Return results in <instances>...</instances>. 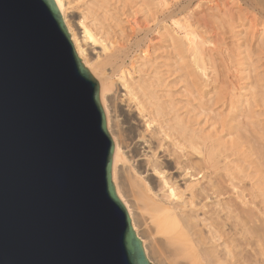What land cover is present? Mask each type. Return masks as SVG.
<instances>
[{
    "label": "water",
    "instance_id": "95a60500",
    "mask_svg": "<svg viewBox=\"0 0 264 264\" xmlns=\"http://www.w3.org/2000/svg\"><path fill=\"white\" fill-rule=\"evenodd\" d=\"M113 150L55 0H0V264H152Z\"/></svg>",
    "mask_w": 264,
    "mask_h": 264
},
{
    "label": "bare ground",
    "instance_id": "6f19581e",
    "mask_svg": "<svg viewBox=\"0 0 264 264\" xmlns=\"http://www.w3.org/2000/svg\"><path fill=\"white\" fill-rule=\"evenodd\" d=\"M74 1L55 0V4L77 57L98 79L99 99L105 115L106 128L114 146L115 192L125 207L131 226L139 237L144 251L150 256L152 264H264V231H262L264 222L257 225L258 222L254 220L256 219V216H252L254 209L249 208L250 202L254 204L251 197L250 201L248 196V199L245 198V189L240 188L229 173H226L229 174V181L225 182L230 184L228 186L219 180V176L214 175L216 177L214 178L211 174L214 179L208 180L207 171L215 168L211 164L217 158L215 150H211L214 148H210V151L204 143L201 145L199 141L195 142L192 139L195 138L194 135L190 133L192 138L187 135L189 133L187 126L185 128L180 123L179 126L176 125L179 127L176 132L171 131L173 126L172 128L169 126L168 130L165 129L154 117L156 114L153 115L152 111H148L152 108L148 109V104L146 103V106L144 103L147 101H140L137 97L135 87L130 82L131 72L128 70L140 51L147 55L150 35L165 31L164 34L167 35L165 42L171 44L170 46L182 56V61L187 60L188 63L185 62L189 69L193 68L195 73H201L206 79L207 72L211 70L214 73H212L213 78L217 80V77L224 73L223 70L228 69L229 65L236 61L234 52L225 41L224 34L227 32L223 33L224 29L233 26L234 21L239 22L238 26H243V23L248 21L251 30L264 31V0H149L150 3H146H149L148 6L153 5L154 8L150 6V13L147 12L149 15L148 18L146 17L147 25L145 24L143 33L135 38L137 39L133 45L135 47L132 48L128 39L127 44L130 43V47L125 43L122 44L123 42L119 47H113L116 41L111 40L112 34L110 38L109 32H106L111 40L108 41L106 37L105 40L98 36L99 33L96 34L99 31L94 32V30L102 31L98 29L97 23L93 22L97 21L100 25L101 20H97L101 17L97 15L100 11L97 10L99 1L92 3L97 6L96 13L90 7L93 15H97V19L96 16L90 15L91 21L95 18L92 22L96 23V29H93L92 22H89L91 11L86 4L87 9L83 10V7L81 9L83 12L79 9V13L73 10L75 13L71 12L72 6L80 0ZM228 1H235L234 5L237 6L239 4V10L235 12L228 8ZM204 3L208 4L207 11L203 7ZM105 4L100 5L102 10L106 9L103 7L106 6ZM201 8L207 13L203 19H197L195 14ZM105 15L107 17L106 13ZM133 21L128 23L131 30L138 23L136 20ZM124 31L122 32L125 33ZM161 36L164 37L162 34ZM162 42L164 43V40ZM256 51L264 55V43ZM146 58L142 57V60ZM145 62L142 67L147 68V60ZM146 85L148 88H144V92H149L150 85L148 83ZM140 87L139 90L143 89ZM146 96L145 98L147 100L149 98L151 102L152 94L150 97ZM151 104L153 108L159 109L158 106H154L155 103L151 102ZM157 104L160 103L157 101ZM161 107L164 108L162 105ZM156 109L154 112L159 113ZM116 111L123 116L124 132L117 125ZM175 121L178 124L180 120ZM168 143L171 146H167ZM169 147L175 150L168 151ZM164 152L168 154L167 157ZM188 152L194 155V158L197 156L196 162ZM204 180H208V183H204ZM228 193L238 195L236 197L233 194L239 200V204H236V201L233 205L231 202L222 204L220 198ZM231 194H228L229 197Z\"/></svg>",
    "mask_w": 264,
    "mask_h": 264
},
{
    "label": "rangeland",
    "instance_id": "374dc122",
    "mask_svg": "<svg viewBox=\"0 0 264 264\" xmlns=\"http://www.w3.org/2000/svg\"><path fill=\"white\" fill-rule=\"evenodd\" d=\"M82 1L81 0L79 2L78 0L74 1V2H78L79 5L78 3L73 5L72 9H70L71 12L75 11L76 13L77 12L79 13V10H81L82 7H83V10H86L88 7L89 8L91 7L94 10V13H96L97 10H100L97 12V15L98 17L99 16L101 17L97 19V15L96 14L93 15L92 9L88 8L91 11V14L89 13V17H88L89 22L91 23L93 20H95L94 18L91 21L90 15H92L93 17L96 16V19L99 21L101 20L100 25H99V22L97 21H93V22L97 23L98 29L100 28L102 31L103 30L104 31L100 32V30H94V32L99 31L96 34L99 33L98 36L99 37L101 36L104 39L106 37L108 41L111 38L110 34H112V38L115 36V38L113 39L111 38V40H113L114 42L116 41L117 43V44L116 43L114 44L112 42L114 45L113 47H119L121 42H123L122 44L125 43L128 47H130L129 44L131 43V48H132V46L135 45V40H137L135 38L141 33H143L142 31L144 27L147 25L146 19L148 18L147 16L149 15L148 13H150L149 11L150 6L154 8L153 5L148 6V4L150 3L149 0L148 1L146 0H105V1L97 0L99 2L103 1V2H100V5L106 3L105 4L106 6H103L106 8L105 10L104 8L102 10V7L99 5V2H97L96 0H94V2L93 0H85V2L84 0ZM80 2H82V4ZM96 2L98 3L97 10H96L97 6H95L96 4H92ZM146 2H149V3L147 4ZM108 3L111 4V6ZM234 3L235 1L234 2L228 1L227 7L228 8L230 7L235 12H237L239 10V7H238L239 4L238 6L237 4H235L236 5L235 6ZM80 4L82 5L81 7H80ZM85 4L87 8L85 7ZM91 5H94V6H91ZM99 7L101 9H99ZM107 7L109 10L107 9ZM203 7L206 10L208 7V4L206 5L204 3ZM204 9L201 8L197 10V14H195L197 19L204 18L205 14L207 13L206 12L207 10L205 11ZM83 10H81V12H83ZM105 13L107 14V17ZM112 15L116 19H114ZM92 16L91 18H93ZM105 17H106V20H105ZM133 20H136L138 22L137 25H134L133 30L135 29V31L131 30L128 24L129 21L134 22ZM93 22L91 23L92 27H94L93 29H96L97 27L95 26L97 25L96 23H93ZM238 24H239L238 21L237 23L234 21L233 26L226 27L227 29L226 28L224 29L223 33L227 32L228 34V35L224 34L226 36V37L224 36L225 41H227L226 42L227 46L230 45L229 48L231 47V50L234 52V55L236 56V61L233 64H230L228 69H224L223 70L224 73L220 77H217L218 84H216L217 80L213 78L214 73L211 70L207 72L208 76L207 75L206 76L208 78L206 79V77H203V75L201 76V73L200 74L195 73L193 68L189 69L190 67L187 66L188 65L187 60H185L187 63L184 60L182 61V56L172 46H170L171 44L165 42V39L167 38V35L164 34L165 31H161L159 33L155 32L150 35L151 39H149V42H148L147 55L144 54L143 51H140L139 54L141 55L142 53L143 55L140 56L138 54L137 58L135 57L134 59L135 60L133 62L134 64L129 65L128 70L131 72L130 82L131 84H133V87H135V92H137V97L139 98L140 101H143V102L144 100L147 101L144 103L148 104V106L146 104L148 109H150V107L152 108L148 111L150 112L152 111L153 115L156 114L154 117L156 118L157 121L163 124V127L165 129L168 130L169 126L171 128L173 126L174 129L172 128L171 131L176 132L177 130H179L178 126L180 123L181 125L185 126V128L187 126L186 129H187V132L189 133L188 134L186 133V134L188 136H190L191 134L192 136L194 135L195 138H192L191 136L190 137L193 140H195V142L197 140L199 141L200 144L202 143L201 145H203L204 143L207 146L208 150H210V148H214L211 150L213 151L215 150V153L217 154L216 155L217 158L211 164L215 168H211V170L207 171L208 180L212 178L211 176L212 174L213 176L214 175L219 176L220 178L219 180L225 183L229 181V177H228L229 174H230V177L232 175L231 178L235 179L234 182L235 183L237 182V184L240 185V188L245 189L246 191L245 198L246 199L249 198V201L252 199V201L254 202V204L250 202L251 207L249 206V208L254 209V213L252 214V216L253 217L256 216L255 217L256 219H254L253 217L252 219L258 222L257 225H260V223L264 222L263 221L264 220V204H263V201H264V55L258 54L257 52L259 51H256V50L260 45H262V43H264V31L263 29H257L256 31L251 30L250 23L248 21H245L243 23V26L242 25L238 26ZM104 27H106V29ZM125 28H127L126 29L127 32ZM140 28L142 29L140 30ZM122 31H124L125 33H123ZM106 32L107 33L109 32L108 35L110 38L108 37ZM114 32L117 35L116 34L114 35ZM128 33L131 35H129ZM160 33L164 35V37L165 36L166 37L165 38L162 37ZM127 39L128 41H130L129 44H127L128 43ZM160 40L162 41L164 40V43ZM144 56L147 57L146 58L147 68L142 67V65L146 64L145 62L146 60L145 59L142 60V57L145 58ZM185 66L187 69L185 68ZM156 77H158V79H156ZM144 82L150 85L149 90L150 89L151 90L149 92H144V88L147 87V85L144 84ZM222 82H225V83L223 84ZM139 85H141L143 89H141ZM142 85H146V86H142ZM138 87H140L141 90H139ZM151 87H154V89ZM142 90L144 92L143 96H142L143 94ZM146 94L148 97H150L152 94L153 97H152L151 102L155 103L154 106L159 107V109L157 108L159 111L156 108H153V106H150L151 102L149 98L148 100L147 98H145ZM157 101L162 106H164V108H162L160 104L156 105ZM155 109L159 113L154 112ZM120 114L121 113L116 111L115 115L118 116L117 125H119L120 126L119 129L121 130L122 128V131H123L125 130L124 128L125 123L123 124V119H122L123 116H120ZM162 116L164 118H162ZM158 117H159V120H158ZM175 120H180V121H178V124H177V121ZM174 123L175 125H173ZM165 125L167 126L165 127ZM168 144L169 145L167 146H171L170 143ZM170 150L174 151L175 148L173 149V147H171L168 151ZM164 153L167 154L166 152ZM165 154H164V157H165ZM189 155L192 157L194 156L191 154ZM167 156L168 154L166 155V157ZM196 157L197 156H195V158L194 157L192 158L195 162L197 161L195 160L197 159ZM226 173H229V174L227 175ZM222 175H224V177ZM215 176L214 178H216ZM223 178L224 179L227 178V179L223 180ZM208 180L206 181L204 180L203 182L208 183ZM219 180L218 182H220ZM225 185L228 186L230 184L225 183ZM230 188L231 187H229V189ZM231 190L232 189H230V191ZM231 193H228V194H231ZM228 194L220 198V201L221 202L223 201L222 204L226 205L231 202L233 205V202L235 203V201H236V204L237 203L239 204V200L236 198L238 195H235V193H233L236 197L233 196V194H231L229 197ZM251 204H253V207ZM255 204H258V205H255ZM256 211L257 213H255ZM258 215L262 216L263 218L259 217ZM259 218H261V220Z\"/></svg>",
    "mask_w": 264,
    "mask_h": 264
}]
</instances>
